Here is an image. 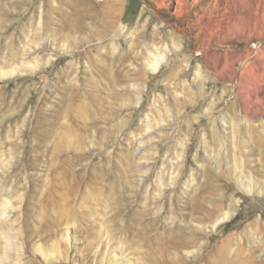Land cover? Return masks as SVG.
<instances>
[{"label":"rangeland","instance_id":"rangeland-1","mask_svg":"<svg viewBox=\"0 0 264 264\" xmlns=\"http://www.w3.org/2000/svg\"><path fill=\"white\" fill-rule=\"evenodd\" d=\"M123 1L0 0V264H264L258 0Z\"/></svg>","mask_w":264,"mask_h":264},{"label":"bare ground","instance_id":"bare-ground-1","mask_svg":"<svg viewBox=\"0 0 264 264\" xmlns=\"http://www.w3.org/2000/svg\"><path fill=\"white\" fill-rule=\"evenodd\" d=\"M116 2L118 3V5H119V7L121 6L122 7V4H123V0H116ZM261 13V15L264 17V0H258V7H257V13ZM138 30V29H137ZM173 34H176V32H173ZM132 37H134V36H132ZM157 51H159V50H157ZM157 53V52H156ZM162 53V52H161ZM158 54V53H157ZM161 55H164V54H160V56ZM159 56V57H160ZM165 56V55H164ZM154 59V65L156 66V65H158V60H159V58H153ZM264 123V122H263Z\"/></svg>","mask_w":264,"mask_h":264}]
</instances>
